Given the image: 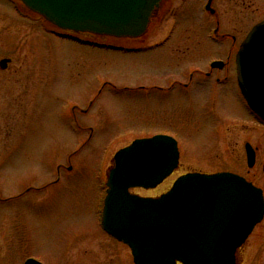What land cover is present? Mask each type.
<instances>
[{"label": "rangeland", "instance_id": "obj_1", "mask_svg": "<svg viewBox=\"0 0 264 264\" xmlns=\"http://www.w3.org/2000/svg\"><path fill=\"white\" fill-rule=\"evenodd\" d=\"M213 7L221 18L220 30L233 32L242 41L264 19V0H216ZM180 15L176 29L191 36L187 44L205 41L214 18L205 12L204 0L191 13L184 10ZM166 21L155 22L149 28L152 36L146 37L157 40L163 30L170 29L172 21ZM196 32L204 34L200 37ZM66 34L19 0H0V60H11L5 70L0 69V187L7 192L15 186L23 191L50 185L45 192L26 194L17 202L18 256L33 254L47 264H134L129 248L104 231L101 215L112 157L136 138L157 133L173 136L182 167L157 188H137L132 193L156 197L186 170L226 169L240 172L264 193V123L257 124L245 114L235 74L225 90L226 102L222 101L223 86L217 85L212 88L216 97L207 102L184 101L182 95L142 97L141 91L124 90V83L138 86L147 65L151 70L154 61L163 65L161 50L116 55L77 40L105 45L124 40L90 34L71 40ZM195 35L197 41L192 44ZM195 49V53L199 49L215 52L205 44ZM208 57L197 62L204 64ZM104 81L108 83L103 86ZM74 106L88 111L72 113ZM246 140L258 147V159L249 170L243 159ZM59 165L61 179L56 183ZM237 264H264V218L238 250Z\"/></svg>", "mask_w": 264, "mask_h": 264}, {"label": "water", "instance_id": "obj_2", "mask_svg": "<svg viewBox=\"0 0 264 264\" xmlns=\"http://www.w3.org/2000/svg\"><path fill=\"white\" fill-rule=\"evenodd\" d=\"M21 1L62 29L138 37L161 0ZM8 62L0 60V68ZM236 66L243 97L264 120V20L242 42ZM246 150L252 167L254 151L249 145ZM178 159L177 141L168 135L136 139L116 152L102 227L131 249L135 264H237V249L264 217L262 190L233 173L196 172L179 177L159 197L130 192L155 188L177 168Z\"/></svg>", "mask_w": 264, "mask_h": 264}, {"label": "flooded vegetation", "instance_id": "obj_3", "mask_svg": "<svg viewBox=\"0 0 264 264\" xmlns=\"http://www.w3.org/2000/svg\"><path fill=\"white\" fill-rule=\"evenodd\" d=\"M215 1L216 0H211V5H210L211 10H206V5L210 1L204 0V8L206 13L214 18V27L212 28V30H208L205 33V37L203 38L205 39V41H202V43L200 42L197 44H193L196 43L198 37L195 35L192 42L193 45L191 44L192 45L191 47L186 42V40H190L191 36L182 34V32H179L178 29H176L178 27L177 18L179 16L181 18L182 15L180 14L184 10L185 12L191 13L194 5H196L197 2H199V0H162L152 11L148 28L146 32L140 37L106 36L113 40H124V42L119 43L116 41L112 42L110 40V43L108 45H105L98 41L87 40L84 42V44H87L91 48L93 47V49H97L98 51L107 50L116 55L118 54L136 55L142 51L144 53H147V52H153L156 49L162 51L160 61L163 62V65L160 64L159 61H154L155 63H153L152 65L153 70H151L150 64L147 65V67L149 66L150 68L146 67V69L144 70L143 73H145V76L142 77V81H141L142 83L138 86L132 87V86H128L129 83H127L128 82L127 81L124 83L125 85L123 86V89L126 91L129 92L141 91L143 92L142 97L152 95L154 96L153 98L156 99L158 98L165 99L166 97L169 99H173V98H179L182 95L183 97H181L180 99L181 100L183 99L184 101L186 100L190 102L192 100L195 101L199 100L201 102H207V101H211L216 97L217 93L215 91V95H214L212 88H214L215 85H217L221 87L223 86L222 92L225 93H222V101H225V99L227 98V92L225 90L228 87V84L232 82V80L234 81V74H235V82L237 87L235 58L237 51L239 50L240 45L242 43V40H238L236 34H234L233 32H224V31L222 32L220 30L222 27V23L219 13L213 7ZM164 20H167L166 22L172 21L169 30L166 31L163 30V32H161L157 36V40L155 41L150 40L149 36L146 37L149 34L152 36V33H150L149 28L152 25H154L155 22L158 21L159 23V22H163ZM204 21H206V19H204ZM203 24L205 26L210 25V24L209 25L205 24L204 22ZM196 33H198L200 37L204 34L202 32H196ZM89 34L95 35L91 33L72 32L68 37V39L75 40L78 39L77 37L78 35L89 36ZM97 36H105V35H97ZM126 41L132 43V46L128 45ZM203 44H205L206 46L210 45L211 47H214L215 52H213V54L212 53L208 54L205 53L204 51L200 52L201 49H199L198 53L197 52L195 53L196 51L195 48H197L198 45H203ZM172 45L175 46L172 47ZM167 46L169 47L171 46V47L169 52L165 53L164 50L167 49L166 48ZM233 55H234V60H232ZM204 56H209L206 62L204 64L202 63L200 64V62L198 63L197 61L200 59L202 60ZM166 60L172 61V63L171 62L165 63L164 61ZM9 65L10 63L7 64V67ZM150 73H152L151 76ZM103 83H104L103 85H106L108 82L104 81ZM110 86L112 88H116V86L113 85L112 83ZM237 90L239 91V89ZM243 107L248 112L245 113L247 114V117H250L257 124L261 122L258 117H256L252 112L249 111L247 107H245V104ZM76 110H80L81 112L88 111L85 109H79L77 106H74L72 108V113H74ZM241 114L243 113L241 112ZM238 117L240 118L241 116ZM236 119H234L235 120L234 123L238 122V120ZM223 122H225L226 125L228 121H223ZM213 131L214 133L219 132L218 129L215 130L213 129ZM247 143H249L255 150V160H254L255 163L252 167L254 168L256 161L258 159V154H257L258 147L256 145H253L249 140L244 141L243 159L246 166L248 165L247 164L248 160L245 150V145ZM180 157H181V152H180ZM61 167L62 166L59 165L56 168V173H57L56 183H58V180L60 181L61 179ZM181 167H182L181 161H179V165L174 172L178 171ZM223 171H229L241 175V173L236 170L226 169V170L215 171L210 173L199 170H186L183 173H180L178 176H181L188 172H203V173L211 174V173H217ZM49 187H50L49 184L47 185L44 184L42 187L29 186L25 190L21 191L20 188H17L15 186L12 190H8L7 192L0 187V263L18 264V262L20 261L21 264H24L27 259L33 258L41 262L42 264H47L42 259H39L41 257L37 258L33 254H26L23 257L18 256V254L15 251V246L17 247V243L21 238V222H20L21 217L19 212V206H17L18 200L21 199L24 195L29 193L30 194L43 193ZM12 202H14L15 204L13 208L12 206H10V203ZM3 205H6L7 208L6 207L2 208ZM18 257L20 258L18 259Z\"/></svg>", "mask_w": 264, "mask_h": 264}]
</instances>
